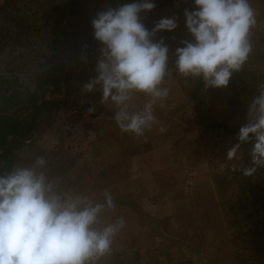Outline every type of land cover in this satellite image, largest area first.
Returning a JSON list of instances; mask_svg holds the SVG:
<instances>
[{"label": "rangeland", "instance_id": "374dc122", "mask_svg": "<svg viewBox=\"0 0 264 264\" xmlns=\"http://www.w3.org/2000/svg\"><path fill=\"white\" fill-rule=\"evenodd\" d=\"M65 1L68 0L46 3L21 0L19 7L27 12L25 23L33 29L24 30L25 35H34V38L25 46L22 56L5 57L4 63H0V76L13 81L20 94L33 92L39 82L55 77L60 67L64 69L61 86L67 85V90H63L67 96L65 106L38 118L31 142L16 152L11 170L32 167L37 158L43 157L46 165L38 170L45 173L58 191L83 194L96 202L103 201L105 189L112 193L116 208L103 211L97 227L120 218L125 226L114 237L111 253L101 257L97 264H188L189 261L214 264L212 253L226 247L232 249L236 264H250L247 254L251 249L257 251L256 259L263 264L264 250L259 252L260 247L243 232L246 229L238 232L230 228L231 207L245 182L248 178L260 179V183L264 180V170L253 177L232 171L233 165L242 168L249 163L248 147L245 160H242V150L239 158L232 161L226 159L232 140L213 149L212 139L216 138L210 132L203 134L192 112L190 79L175 72L165 85L170 89L168 99L163 107L158 104L155 109L158 121L163 122L167 131L160 133L157 125L146 133V138L121 134L111 119L114 111L111 104L103 103L99 92L86 94L81 90L94 77L98 56V49L90 51L84 42L85 29L91 27V19L97 12L109 7L110 0H69L73 6H65ZM158 1L154 0L155 5ZM170 2V6L141 14L149 30L163 17H177L178 27L173 32L158 33L156 37H163L169 46V67L174 62L171 54L181 46L180 41L191 40L184 26L183 11L193 10L192 0ZM249 3L256 14V24L250 33L252 52L241 70L233 74L226 89H209L204 94L205 114L231 128L244 122V108L255 95L257 86L264 83V0H249ZM83 45H87L84 51ZM82 56L87 59L82 60ZM243 85L252 89L246 92ZM144 102L143 96L135 98L137 107H142ZM91 106H95L94 112L88 111ZM186 158H191L192 164L182 169V159ZM173 162L177 164L172 165ZM168 165L183 171L184 184L161 192L158 190L163 189L162 169ZM147 166L151 168L144 173ZM188 171L193 173L191 186L185 183ZM206 186L212 194L204 222L190 229L173 230V204L198 205L190 191ZM147 187L153 194L162 195L153 216L147 207L149 203L145 207ZM191 231L195 233L188 237ZM178 236L182 242L173 245L171 241H177ZM164 237L169 240L165 242ZM234 240L238 247L232 245Z\"/></svg>", "mask_w": 264, "mask_h": 264}, {"label": "clouds", "instance_id": "9594fccd", "mask_svg": "<svg viewBox=\"0 0 264 264\" xmlns=\"http://www.w3.org/2000/svg\"><path fill=\"white\" fill-rule=\"evenodd\" d=\"M182 2V0H181ZM193 10L183 11L191 40H181L171 54L158 33L173 32L177 17H163L149 30L141 17L155 8L154 0H132L107 7L91 19L98 43L94 77L82 85L83 93L99 92L113 108L112 121L121 134L146 138L154 126L164 133L156 106H164L173 72L185 79L200 80L205 90L226 89L252 52L251 29L256 14L249 0H192ZM87 45L82 46V51ZM86 60V56L81 57ZM145 97L142 107L135 98ZM95 106L89 107L94 112ZM244 122L226 159H238L248 147L249 163L242 168L253 177L264 170V83L244 108ZM46 161L37 158L32 167H16L0 175V264H97L112 251L114 237L125 226L122 218L98 228L103 211L115 210L112 193L103 201L58 191L43 171Z\"/></svg>", "mask_w": 264, "mask_h": 264}, {"label": "trees", "instance_id": "16d2710c", "mask_svg": "<svg viewBox=\"0 0 264 264\" xmlns=\"http://www.w3.org/2000/svg\"><path fill=\"white\" fill-rule=\"evenodd\" d=\"M47 1L38 0V3H46ZM129 2H132V0H110L109 7ZM20 3L21 0H3V4H0V63H4L5 57L22 56L23 49L34 38V35H25L24 30L33 29H30L25 23L27 12L26 9L19 7ZM63 3L60 5H63ZM66 4L73 6V3L69 0L67 3L65 1L64 5L66 6ZM171 4L170 0H159L154 9L170 6ZM53 8H57V6ZM85 30L86 41L84 42L89 46L88 50H97L99 45L93 39L92 28L87 27ZM63 73L64 69L60 67L55 77L42 80L33 92L25 94H20L17 91V86L13 84V81L11 82L10 79L0 76V175H5L11 171L16 159V152L31 142L36 131L38 118L43 114L57 112L65 106L67 96L63 93V90L67 85L61 86ZM65 79H68L67 73ZM189 86V99L192 103L194 118L197 125L203 128V134L210 132L216 138L212 139L213 149L216 146L218 147L220 143L229 141V139L234 142L239 127L231 128L223 123L211 120L204 110V94L208 90H205L203 83L198 79H190ZM243 89L248 92V89H252V87L243 85ZM62 96H65V99H62ZM246 148L247 146L242 149L244 151L242 160L247 157L245 154ZM176 164L175 162L172 163V165ZM150 168V166H147L144 173H147ZM148 183H150V180H148ZM153 193L148 187L144 192L145 207L149 203L147 207L152 210L151 216L158 208V202L162 197V195ZM133 195L134 193L130 194L128 198L130 199ZM231 213L233 217L231 218L230 228L238 232L246 229L243 232L248 235L255 246L260 247L259 252L264 250V180H261L260 183V179L251 181L248 178L231 207ZM194 233V231H191L187 236H193ZM173 237H176V235ZM239 238L243 239L242 236ZM168 240V237H164L165 242ZM182 240L178 236L177 241H171V243L173 245L180 244ZM232 245L238 247L236 240ZM256 255L257 251L254 249H251L247 254V260H251L250 264H260L256 259ZM188 264H191L190 261Z\"/></svg>", "mask_w": 264, "mask_h": 264}, {"label": "crops", "instance_id": "0c3cea01", "mask_svg": "<svg viewBox=\"0 0 264 264\" xmlns=\"http://www.w3.org/2000/svg\"><path fill=\"white\" fill-rule=\"evenodd\" d=\"M192 164L191 158L182 159L183 167H188ZM158 183V180L155 184ZM184 173L182 170H175L171 165L162 169L160 185L163 189L158 191L165 192L175 186H183ZM192 199L198 205L192 207L185 202H178L173 204L174 215L171 218V226L173 230H184L196 227L204 222L206 218V210L208 201L211 196V188L206 186L204 188L190 191ZM214 264H236L234 260L233 251L226 247L212 253Z\"/></svg>", "mask_w": 264, "mask_h": 264}, {"label": "built area", "instance_id": "2783aa9c", "mask_svg": "<svg viewBox=\"0 0 264 264\" xmlns=\"http://www.w3.org/2000/svg\"><path fill=\"white\" fill-rule=\"evenodd\" d=\"M192 181H193V173H192V171H188L185 183H186V185L191 186Z\"/></svg>", "mask_w": 264, "mask_h": 264}]
</instances>
